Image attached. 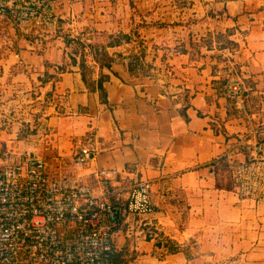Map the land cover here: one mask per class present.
I'll use <instances>...</instances> for the list:
<instances>
[{
    "label": "crops",
    "instance_id": "0c3cea01",
    "mask_svg": "<svg viewBox=\"0 0 264 264\" xmlns=\"http://www.w3.org/2000/svg\"><path fill=\"white\" fill-rule=\"evenodd\" d=\"M55 1L59 31L11 42L0 57V88L38 81L53 90L63 109L48 119L59 153H72L76 136L101 147L75 172L109 168L113 182L151 180L155 210L121 220L117 249L135 250L137 264H230L240 257L264 264V203L238 198L233 170L256 138L264 140V120L245 111L244 95L216 84L227 65L214 54L217 45L197 42L226 34L229 59L264 89V0ZM123 33L130 38L110 42ZM101 43L114 57L111 66L95 56L91 44ZM141 51L170 74L131 72V55ZM83 54L92 78L108 75L107 101L82 78Z\"/></svg>",
    "mask_w": 264,
    "mask_h": 264
},
{
    "label": "built area",
    "instance_id": "2783aa9c",
    "mask_svg": "<svg viewBox=\"0 0 264 264\" xmlns=\"http://www.w3.org/2000/svg\"><path fill=\"white\" fill-rule=\"evenodd\" d=\"M0 20L24 36L60 29L55 0H0ZM252 145L233 168L236 194L264 203V140ZM100 149L95 138L78 139L76 165L91 164ZM154 210L149 179L113 182L109 168L55 173L44 155L26 153L0 166V264H113L121 220Z\"/></svg>",
    "mask_w": 264,
    "mask_h": 264
},
{
    "label": "rangeland",
    "instance_id": "374dc122",
    "mask_svg": "<svg viewBox=\"0 0 264 264\" xmlns=\"http://www.w3.org/2000/svg\"><path fill=\"white\" fill-rule=\"evenodd\" d=\"M21 35L7 20H0V57H2V51L8 48L11 42L17 43L22 38ZM197 42L200 45H217L218 49L214 54L220 60L226 61L227 65L226 68H222L221 77L217 78L216 84L228 91L230 96L235 94L234 90H238L241 95H244L245 102L248 104L245 111L255 113L251 115V118L262 122L264 120V89L254 88V82L250 78L243 77L239 67L231 58L229 59L231 54L228 52L232 49L233 42L226 37V34H215L214 36L209 34ZM223 46H228V48L221 50ZM224 52L227 54L224 55ZM137 69L141 71V68ZM149 73L146 75L160 76L164 73L166 76L170 74V70L167 67L157 70L152 66ZM232 99L236 100L235 97ZM60 102L59 97L53 94V90L45 89V85L38 81L27 88L14 89V91L6 88L1 92L0 88V166L18 160L30 152L44 155L55 173L75 172L74 168L77 165L74 151L77 141L80 138L83 142L89 140L85 136H76L73 138L72 153H59L54 141L56 138L54 126L49 124L48 119L53 113L62 114L63 109L58 108L62 106ZM53 104L55 108L48 107ZM117 251L120 252V264H137L135 250H124L123 248Z\"/></svg>",
    "mask_w": 264,
    "mask_h": 264
},
{
    "label": "trees",
    "instance_id": "16d2710c",
    "mask_svg": "<svg viewBox=\"0 0 264 264\" xmlns=\"http://www.w3.org/2000/svg\"><path fill=\"white\" fill-rule=\"evenodd\" d=\"M122 38L129 39L130 35L125 34V33L120 34L115 39L111 40L110 42L112 43L114 41H121ZM100 45L102 48H99V45L94 46L93 44H91V46L95 47L94 48L96 52L95 56L97 57L99 64L101 65V67L104 65L111 66V63L114 57L109 55L108 51L106 50L105 44L101 43ZM80 65H81V70H82V78L84 79L87 87L91 90H98L101 98L104 101H107V90H106L104 82L107 80L108 75L101 73L97 80L92 78V75H90L91 68L87 64L84 54L82 55ZM128 66L131 72L146 75V74H150L149 73L150 68L153 65L145 61L144 52L141 51L140 53H134L133 55H131V59L129 61ZM137 68H141L142 72L139 71ZM119 258H120V252L116 251L112 257L113 264H120Z\"/></svg>",
    "mask_w": 264,
    "mask_h": 264
}]
</instances>
